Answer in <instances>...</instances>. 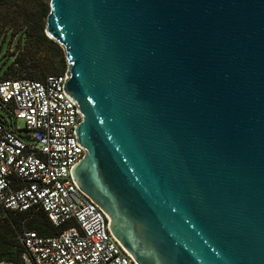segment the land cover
<instances>
[{
  "label": "water",
  "instance_id": "1",
  "mask_svg": "<svg viewBox=\"0 0 264 264\" xmlns=\"http://www.w3.org/2000/svg\"><path fill=\"white\" fill-rule=\"evenodd\" d=\"M85 150L138 264H264V0H50Z\"/></svg>",
  "mask_w": 264,
  "mask_h": 264
},
{
  "label": "built area",
  "instance_id": "2",
  "mask_svg": "<svg viewBox=\"0 0 264 264\" xmlns=\"http://www.w3.org/2000/svg\"><path fill=\"white\" fill-rule=\"evenodd\" d=\"M67 74L0 81V207L42 210L62 230L55 237L25 232L22 264H138L73 180L85 150L77 142L83 116L65 91Z\"/></svg>",
  "mask_w": 264,
  "mask_h": 264
},
{
  "label": "rangeland",
  "instance_id": "3",
  "mask_svg": "<svg viewBox=\"0 0 264 264\" xmlns=\"http://www.w3.org/2000/svg\"><path fill=\"white\" fill-rule=\"evenodd\" d=\"M45 7H50V0L29 2L24 8L13 6L0 13V79L6 77L5 71L18 56L21 58L27 54L32 55L36 51L37 62L29 63L31 67L28 70L15 66L18 73L27 72L43 79L49 75L59 74L70 69L65 49L62 45L52 41L53 44L49 43L48 45L36 47L34 40L30 38L32 26H44V33L50 39L46 33L47 18L44 17ZM11 24H15L17 28L20 27L15 37H12V32H16V30L12 29L14 26L9 27ZM19 126L23 128V122H20Z\"/></svg>",
  "mask_w": 264,
  "mask_h": 264
},
{
  "label": "trees",
  "instance_id": "4",
  "mask_svg": "<svg viewBox=\"0 0 264 264\" xmlns=\"http://www.w3.org/2000/svg\"><path fill=\"white\" fill-rule=\"evenodd\" d=\"M39 1L42 0H0V13L5 9H9L13 6L17 8H24L29 2ZM49 13L50 7H45L44 17L48 18ZM12 26H14V28ZM9 27H12V29L16 30V32H12V37H15L20 27L17 28L15 24H11ZM44 30V26L31 27L30 38L34 40L36 47L41 45H48L49 43L53 44L52 40L47 38V36L45 35ZM36 57L37 51L32 53V55L27 54L22 56L21 58H19L18 56L5 71L6 77L0 79V81L17 79H30L34 81L44 80L46 77L40 79L37 76H33L32 74H29L27 72L20 74L17 72V69L15 67L18 66L28 70L31 67L29 66V63L37 62ZM27 231L36 232L42 237H55L62 232V230L56 229L49 222L47 216L42 210L19 213L5 210L4 208L0 207V262L7 261L15 264H22V257L25 250L21 243V236Z\"/></svg>",
  "mask_w": 264,
  "mask_h": 264
}]
</instances>
